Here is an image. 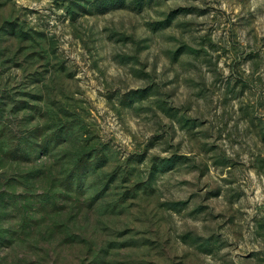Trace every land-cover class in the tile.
Masks as SVG:
<instances>
[{"label": "rangeland", "instance_id": "rangeland-1", "mask_svg": "<svg viewBox=\"0 0 264 264\" xmlns=\"http://www.w3.org/2000/svg\"><path fill=\"white\" fill-rule=\"evenodd\" d=\"M0 264H264V0H0Z\"/></svg>", "mask_w": 264, "mask_h": 264}, {"label": "trees", "instance_id": "trees-1", "mask_svg": "<svg viewBox=\"0 0 264 264\" xmlns=\"http://www.w3.org/2000/svg\"><path fill=\"white\" fill-rule=\"evenodd\" d=\"M78 177H79V179H81V177H84V176H80V174H78Z\"/></svg>", "mask_w": 264, "mask_h": 264}]
</instances>
